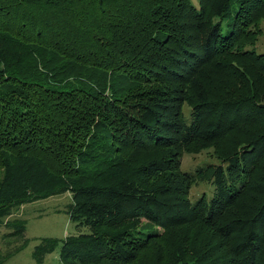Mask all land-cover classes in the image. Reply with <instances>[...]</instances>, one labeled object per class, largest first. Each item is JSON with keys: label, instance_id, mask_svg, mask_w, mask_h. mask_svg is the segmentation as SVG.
Returning a JSON list of instances; mask_svg holds the SVG:
<instances>
[{"label": "trees", "instance_id": "trees-1", "mask_svg": "<svg viewBox=\"0 0 264 264\" xmlns=\"http://www.w3.org/2000/svg\"><path fill=\"white\" fill-rule=\"evenodd\" d=\"M260 21L264 0H0V223L68 194L76 234L35 257L264 264Z\"/></svg>", "mask_w": 264, "mask_h": 264}, {"label": "rangeland", "instance_id": "rangeland-1", "mask_svg": "<svg viewBox=\"0 0 264 264\" xmlns=\"http://www.w3.org/2000/svg\"><path fill=\"white\" fill-rule=\"evenodd\" d=\"M190 3L196 6L197 0H190ZM255 32L257 40L253 43L259 50L264 51V21L258 23ZM221 146L226 147V142L223 141ZM214 160L212 148L197 154L183 153L179 160L180 171L186 177L188 172L201 177L196 170ZM207 190V184L197 179L188 190L187 198L195 202L207 193ZM68 203L69 195L65 194L22 205L13 210L11 215L0 223V264H62L58 251L41 258L35 257L33 252L42 239L64 240L76 234L68 216L63 213ZM5 222L17 227L22 225L23 235L14 237L13 233H8L10 226L3 225ZM141 224L144 225L145 221Z\"/></svg>", "mask_w": 264, "mask_h": 264}]
</instances>
